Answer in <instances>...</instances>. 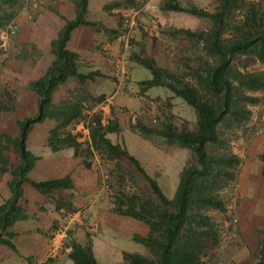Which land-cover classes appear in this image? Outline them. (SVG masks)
Instances as JSON below:
<instances>
[{
    "label": "trees",
    "instance_id": "16d2710c",
    "mask_svg": "<svg viewBox=\"0 0 264 264\" xmlns=\"http://www.w3.org/2000/svg\"><path fill=\"white\" fill-rule=\"evenodd\" d=\"M87 1L73 0L74 18L64 19L63 26L50 43L53 61L41 77L28 83V87L38 95L36 112L16 120L19 129L17 135L0 134V173L6 166L4 151L11 147L19 158L7 183L11 197L0 205V243L14 248L13 243L7 239L11 235L7 229L17 219L25 217L18 204L24 182L45 195H50L57 189L72 187L68 176L43 181H34L27 176L35 159L26 148L27 134L35 123L49 118L55 121L47 139L52 150L72 147L75 155L85 157L83 163L86 166H90L86 158L93 154V150L101 147L110 153L123 154L144 174L155 194L156 199L132 196L126 199L117 197L114 200L113 212L132 217L148 226L146 236L134 235V238L146 247L151 257L136 252H123L122 264H204L202 253L209 242L217 240V232L210 217L202 213V210L212 208L225 211V202L218 195L217 189L226 181L234 179L235 168L240 163L237 154L219 151L226 143L220 137L219 127L232 128L248 121L252 113L249 106L259 103L260 97L247 94L245 90H264V69L242 71L233 65L232 60L235 56L245 55L264 63V19L256 4L248 2L242 19L233 25L231 35L224 37L225 20L236 0H220L214 12L192 5L182 7L174 0H164L161 4L163 11H180L210 20L211 26L206 31L195 33L180 29L178 32L197 36L202 40L205 52L213 59L203 70L205 75H197V85L170 75L153 61L145 63V68L151 72V78L138 83L141 89L166 87L173 97L183 100L196 114L194 129H179L169 121L163 122L159 127L139 123L136 128L144 137L161 136L171 144L188 148L192 154V161L180 170L176 189L169 199L156 180L144 172L138 160L119 143H114L107 137L108 133L119 131L116 119L104 124L97 113L83 114L80 97L53 102V92L67 79L73 78L77 83L85 84L100 74L97 70L79 72V56L67 48L74 28L93 24L86 19ZM3 2L11 6L16 0ZM12 16L13 12H3L0 15V27ZM102 99L100 96L95 101ZM79 122H83L89 132L90 141L86 146L78 140L79 133L66 129ZM261 160L264 178V153ZM261 232L264 231H259ZM257 253L258 258L253 264H264V236L260 238ZM69 257L75 264H99L89 244L81 245L72 241Z\"/></svg>",
    "mask_w": 264,
    "mask_h": 264
},
{
    "label": "crops",
    "instance_id": "0c3cea01",
    "mask_svg": "<svg viewBox=\"0 0 264 264\" xmlns=\"http://www.w3.org/2000/svg\"><path fill=\"white\" fill-rule=\"evenodd\" d=\"M163 1L145 0L143 8H140L134 5V0H88L86 19L93 24L74 28L67 48L78 54L79 72L97 70L100 74L85 84H79L73 78L67 79L53 92V102L69 98L65 95L69 90L85 88L95 99L103 97L97 103H105L103 109L106 113L107 108L115 104H123L127 108L139 106L144 95L173 97L166 87L165 95L162 96L151 93L152 87L141 89L138 83L147 79H135V68L120 83L113 75L112 67L113 60L118 59L120 50L124 48L121 30L126 23L132 25L135 20L143 22L144 14L151 13L147 14V19L153 17L160 25L168 20L170 25L176 27L192 29L197 26L200 17L180 11H163ZM174 1L182 7L192 5L205 8V5L200 4L204 0ZM142 11L146 12L142 14ZM20 15L17 22L27 37L20 38L28 41L26 47H33L36 54L30 59L25 52L13 54V50L3 48L5 52L0 56V84L10 85L15 89L12 101L8 104L0 101V134L7 133L11 136L19 132L16 120L33 115L37 110L38 95L28 87V83L41 77L53 61L51 40L63 26L64 19L74 18L75 5L73 0H53L50 10L36 14L28 23V16ZM147 22L151 23L153 19ZM155 27L153 24L147 27L149 35ZM131 32L133 35L137 34L135 30ZM61 89L63 95L60 94ZM8 91H5L6 95H9ZM54 126L55 121L46 118L35 123L29 130L25 144L35 159L27 176L34 181L68 176L72 187L57 189L50 195H45L27 182L22 184L18 204L25 217L17 219L7 229L11 234L7 239L13 243L14 248L0 243V264H75L69 257L72 241L81 245L89 244L99 264H122L123 252L146 255V247L134 235L146 236L147 224L112 211L113 205L106 201L98 184L94 156L86 158L90 162V166H86L83 163L85 157L75 155L72 147L51 149L47 139ZM76 126L79 127L80 124L77 123ZM69 127L70 125L66 129ZM120 128L140 143L149 145L139 134L126 130L122 125ZM108 134L107 137L111 140ZM78 140L80 141L79 138ZM263 151L264 130L249 145L252 156L257 157ZM3 159L6 166L0 173V205L11 197L7 183L12 177L11 170L19 163L18 155L11 147L4 151ZM261 170L262 161L257 160L252 182L258 193L264 188Z\"/></svg>",
    "mask_w": 264,
    "mask_h": 264
},
{
    "label": "rangeland",
    "instance_id": "374dc122",
    "mask_svg": "<svg viewBox=\"0 0 264 264\" xmlns=\"http://www.w3.org/2000/svg\"><path fill=\"white\" fill-rule=\"evenodd\" d=\"M52 1L16 0L11 6L3 0L0 1L1 16L3 12H13V16L6 21L4 26L0 27V56L2 52H5L3 48H7L13 50V54H24L25 52L30 59L33 58L36 54L35 50L33 47H26L25 44L29 42L20 38H25L26 33L20 30L17 17L20 14V16H28L26 19L28 23L36 14L50 10ZM144 1L134 0V5L143 8ZM219 2L220 0H204L200 4L205 5V8H199L214 12ZM248 2L256 4L264 19V0H236L225 20L224 37H229L233 32V25L242 19ZM144 12L146 11H142V14ZM147 14H144L143 22L135 20L132 25L126 23L121 30L123 37L121 42L124 48L120 50L121 54L117 58L126 61L124 80L132 68H135V79L151 78V72L145 68V63L153 61L156 66L167 70L170 75L197 85V75L204 76L203 70L207 64L213 62V59L205 52L202 40L197 36L178 32V30L188 29L195 33L206 31L211 26L210 20L200 17L197 26L189 29V27L172 26L168 20L160 25L153 17L147 19ZM150 19H153V22H147ZM9 24L16 26L15 31L11 32L8 28ZM150 24L156 27L149 35L147 27ZM131 30H135L137 34L133 35ZM232 63L242 71L264 69V63H260L251 56H235ZM91 85L94 86V83ZM6 90H9V95H6ZM164 90L167 89L154 86L150 92L162 96L165 95ZM13 92L15 89L10 85L0 84V101L8 104L12 101ZM245 92L260 97L259 103L249 106L252 112L249 120L232 128L219 127L220 137L226 142L222 148H219V151L226 150L237 154L240 163L235 168L234 179L226 181L221 188L217 189L218 195L225 202V211L212 208L202 210V213L210 217L217 232V240L209 242L202 253L204 264H253L258 258L260 238L264 236V232L259 233V231H264V190L258 193L252 182L257 160H261L264 151L257 157L249 153V145L257 138V134L264 130V90H245ZM60 94H64L62 89ZM65 95L69 97L67 99L74 100L80 97L83 114L97 113L104 124L116 119L119 131L108 134L112 142L118 141L130 155L138 160L144 172L156 180L163 194L169 199L172 198L180 170L186 163L192 161L190 150L177 144H171L161 136L144 137L136 128L139 123L159 127L163 122L169 121L179 129H194L196 128V114L191 106L177 97L176 99L175 97L160 98L144 95L140 99L139 106L127 108L123 104H115L107 108L105 113L103 109L105 103L98 104L95 97L88 94L85 88L69 90ZM79 124V127L71 124L68 130L72 133H79L78 138L83 146H86V143L90 141L89 132L83 122ZM120 125L126 130L139 134L141 138H145L149 145L142 144L136 138L130 137L128 132L121 131ZM93 156L99 187L106 201L113 207L117 197L126 199V197L135 196L141 199L147 197L156 199L144 174L127 156L110 153L103 147L93 150L90 157ZM146 255L151 257L149 252Z\"/></svg>",
    "mask_w": 264,
    "mask_h": 264
},
{
    "label": "built area",
    "instance_id": "2783aa9c",
    "mask_svg": "<svg viewBox=\"0 0 264 264\" xmlns=\"http://www.w3.org/2000/svg\"><path fill=\"white\" fill-rule=\"evenodd\" d=\"M8 28L11 30V32L15 31L16 26L9 24ZM126 61L122 58H118L113 62V75L116 77L118 82L124 81V65Z\"/></svg>",
    "mask_w": 264,
    "mask_h": 264
}]
</instances>
